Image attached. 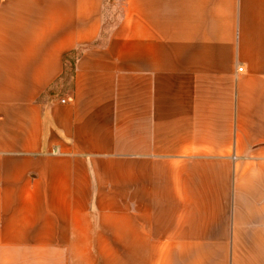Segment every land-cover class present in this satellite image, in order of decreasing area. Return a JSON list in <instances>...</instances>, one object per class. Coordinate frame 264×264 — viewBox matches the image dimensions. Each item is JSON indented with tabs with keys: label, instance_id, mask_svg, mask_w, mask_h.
Segmentation results:
<instances>
[{
	"label": "crops",
	"instance_id": "1",
	"mask_svg": "<svg viewBox=\"0 0 264 264\" xmlns=\"http://www.w3.org/2000/svg\"><path fill=\"white\" fill-rule=\"evenodd\" d=\"M106 4L0 0V264H264V0Z\"/></svg>",
	"mask_w": 264,
	"mask_h": 264
},
{
	"label": "rangeland",
	"instance_id": "2",
	"mask_svg": "<svg viewBox=\"0 0 264 264\" xmlns=\"http://www.w3.org/2000/svg\"><path fill=\"white\" fill-rule=\"evenodd\" d=\"M124 1L125 0H107L106 15L108 22L106 24V30H109L113 27L115 21L122 13Z\"/></svg>",
	"mask_w": 264,
	"mask_h": 264
},
{
	"label": "built area",
	"instance_id": "3",
	"mask_svg": "<svg viewBox=\"0 0 264 264\" xmlns=\"http://www.w3.org/2000/svg\"><path fill=\"white\" fill-rule=\"evenodd\" d=\"M243 68H240V70H242Z\"/></svg>",
	"mask_w": 264,
	"mask_h": 264
}]
</instances>
